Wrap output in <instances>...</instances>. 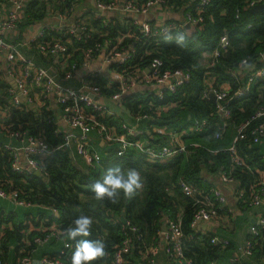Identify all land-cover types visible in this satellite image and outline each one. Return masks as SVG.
<instances>
[{
  "label": "built area",
  "instance_id": "2783aa9c",
  "mask_svg": "<svg viewBox=\"0 0 264 264\" xmlns=\"http://www.w3.org/2000/svg\"><path fill=\"white\" fill-rule=\"evenodd\" d=\"M31 1L0 0L11 5L10 11L0 19V53L8 76L14 79L18 88V91L9 88L8 96L16 108L29 109L27 103H31L35 113L43 109L49 111L46 122L54 127V134H61V140L49 144L41 134L34 136L25 131L7 132L9 137L22 143L20 147L10 143L1 147L10 152L13 172L29 174L39 171L43 177H47L42 160L61 150L67 152L72 161L77 163L81 160L89 169H96L101 165L102 155L98 142L94 143L93 133L99 142L113 148L118 156L134 154L149 163H159L180 155L188 156L195 151L194 148L207 149L190 138L212 127L208 118H195L186 127L171 129L156 126L151 121L155 116L158 117V113L178 106L177 102L162 107L149 106L150 113L145 114H132L126 103L140 98L163 99L166 93H174L190 81L189 70L167 67L158 57H152L146 62L135 60L137 51L133 41L151 40L150 43H153L173 32L182 31L186 25L200 23L211 0H189L183 8L174 5L172 0H70V6L64 1H57L58 7L49 6V12L56 13L59 23L39 27L22 42L47 61L44 65L25 57L18 50V45L7 41L5 37L7 32L18 28L24 21L26 8ZM263 3L264 0H238L234 8L236 25H242V11H249L257 19H247L245 28L251 30L263 26L264 11L251 12L252 8ZM158 12L168 13V18L155 21ZM133 15H141L143 19H132ZM148 15L152 16L146 18ZM91 18L99 20L104 27L112 19H119L129 28L116 37H109L105 32L96 37L97 30L91 25ZM47 30L59 31L60 36L45 39ZM72 37L90 42L82 50L79 60L72 58ZM250 46L253 51L243 57L235 69H229L228 82H216V77L209 71L219 63L221 57L234 50L226 30L219 37L215 48L204 55L208 57L205 63L208 71L201 97L213 102L218 116L213 138L219 140L230 128L233 129L231 143L223 149L229 153L231 167L227 170L221 166L213 181H210L211 184L205 185L207 188H201L184 176L165 187L170 196L179 190L192 199L196 210L190 227L197 233L196 238L200 241L209 238L213 245L221 248L229 246L231 241L227 237L213 235V229H224L227 223L233 221L238 210L248 212L253 208H262L256 222L249 226L244 243L236 249L237 254L232 257L231 264H241L244 259L251 257L264 238V170L248 165L238 150V144L242 141L264 145V40H255ZM79 49L75 48L76 51ZM244 59L248 60L250 68H240V62ZM64 81L77 82V86H68ZM253 91L256 92V100L250 116L240 122L235 121L233 103ZM21 95L27 102L22 101ZM109 103L114 104V107ZM137 107L140 109L141 105ZM117 109L123 113L120 114ZM244 110V107L239 108L240 112ZM126 114L133 123L128 122ZM63 127H67V130ZM150 131L153 136L148 134ZM209 151L217 153L219 150ZM239 167L248 170L254 177L247 186L242 185L234 176L233 169ZM205 176L212 178V175ZM0 198L18 206L32 205L20 198L17 191H7L2 187ZM51 210L57 212L54 208ZM125 224L136 231L130 222L126 221ZM204 224L210 225L209 230L201 229ZM165 225V231H159L161 240L146 251V263L156 264V256L163 248L170 261L190 264V260L184 256V234L180 218L167 217ZM44 226L41 222V234L33 238L36 247L49 243L62 233L55 226ZM160 241H163V245ZM69 245L71 241L65 239L57 256L43 255L38 259V264H67L65 259L70 257ZM130 247L129 239L116 246L112 264H124ZM34 250L26 252L23 249L21 252L26 253L17 259L16 264H32L31 254ZM0 264H4L1 259Z\"/></svg>",
  "mask_w": 264,
  "mask_h": 264
},
{
  "label": "trees",
  "instance_id": "16d2710c",
  "mask_svg": "<svg viewBox=\"0 0 264 264\" xmlns=\"http://www.w3.org/2000/svg\"><path fill=\"white\" fill-rule=\"evenodd\" d=\"M57 1L61 3L64 1L67 6H70V0H56V7H58ZM172 2L179 8H183L189 0H172ZM237 2L238 0H211L200 23L170 34L175 37L178 32L185 33L186 43L184 46L178 45L175 39L166 40V36L153 43H150L151 40L147 42L133 41L137 51L135 60L146 62L152 57H158L167 67L189 70L191 79L176 92L166 93L163 99L140 98L135 102L129 101L126 103L127 109L132 114L134 112L145 114L150 113L149 106L155 108L170 102H177L178 106L173 107L170 111H163L159 117L155 116L151 123L156 126L180 129L188 126L195 118H208L212 127L208 128L205 133L190 138L192 141L200 142L207 149L194 148L195 151L188 156L180 155L159 163H149L134 154L126 157L118 156L112 150L113 148L104 146L99 148L102 161L96 169H89L82 162L75 163L67 152L61 150L42 160L43 171L47 173V177H40L34 173L18 174L13 172L10 166V152L2 149L4 143H0V187L7 191H17L20 198L32 205L56 209L59 216L55 213L48 216L47 221L43 220L46 228L55 224V228L63 232L79 216L91 217L93 221L90 229L91 234L88 237H78L77 239L103 240L105 242L107 255L97 264H112V255L116 246L121 245L127 239L130 240L131 247L129 253L125 255L124 264H147L146 258H144L146 251L159 241V231L162 230V225L165 224L167 217L180 218L184 234V256L190 260V264H231L232 250L235 249L233 243L231 242L226 248H221L213 245L209 238L203 241L198 240L197 233L190 227L193 213L196 210L192 199L184 196L179 190L170 196L165 187L169 183L177 181L180 176H184L188 181L201 188H207L221 166L227 170L231 167L229 153L223 149L231 143L233 129L230 128L219 140L213 138V133L217 129L214 124L218 116L213 102L201 97L205 74L208 71L205 69L202 59L205 54H209L215 48L219 37L226 30L234 50H230L221 57L219 63L209 71L212 76L216 77V82H228L230 80L229 69H235L239 61L253 51L251 43L258 39L264 40V25L251 30L245 28L244 24L247 19H257L249 11H242V25H236L234 8ZM48 11L47 1L33 0L26 8V17L22 22L24 25L40 22L47 16ZM91 25L97 30L96 37H99L101 32H105L109 37H116L129 28L124 21L119 19H112L104 27L99 20L91 18ZM135 31L137 30L135 29ZM59 36V31L47 30L45 32V39L58 38ZM89 44L88 41H78L72 37L70 45L72 58L79 60L82 50ZM76 47L80 49L76 51ZM7 87V83L0 82V88ZM2 95L3 93L0 92V105L4 107L7 100ZM255 100L256 92L253 91L245 98L233 103L235 121L240 122L250 116ZM138 104L141 105L140 109L137 107ZM240 107L245 108L244 112L239 111ZM6 114L7 118L3 119L5 132L25 131L34 136L41 134L49 144H55L61 140V134H54V127L46 122L50 112L45 109L35 113L27 107L21 109L9 106ZM261 148L264 149V145H253L249 141H242L238 144V150L248 165L264 170V151ZM208 149L219 151L213 153ZM117 165L122 169H137L143 180V189L131 199L125 198L121 194L115 204L107 200L97 201L88 186L96 180L102 179L108 168ZM233 173L245 186L254 179L248 170L240 167L234 168ZM205 174L212 175V178L208 179ZM42 217L44 216L39 213L38 216L27 217L25 222L13 220L11 226L0 231V259L4 264L5 257L1 250L8 249L10 245H15V250L18 252L17 258L36 248L33 238L40 235L41 232L33 231L26 234V231L29 229L30 223L33 224ZM122 218L125 219V222H130V226H134L136 231L131 230L123 223ZM37 225L39 226L40 223ZM212 234L218 235L216 232H212ZM71 245L70 257L75 241H71ZM23 249L26 252L22 253ZM57 254L51 256L54 257ZM70 257L65 259L67 264H69ZM253 258L258 262H264V238L254 250ZM173 264L176 263L173 262ZM241 264L250 263L244 259Z\"/></svg>",
  "mask_w": 264,
  "mask_h": 264
},
{
  "label": "crops",
  "instance_id": "0c3cea01",
  "mask_svg": "<svg viewBox=\"0 0 264 264\" xmlns=\"http://www.w3.org/2000/svg\"><path fill=\"white\" fill-rule=\"evenodd\" d=\"M45 1H47L48 6L56 7L55 6L56 0H45ZM10 9H11V5L8 2H0V19L4 15H6L7 12L10 11ZM155 15H156V19H154L155 21H162V20H166L168 18V13H166V12H158ZM57 23H59V20L56 16V13L50 14V12L48 11L47 16L42 21L35 22V23L29 24V25H24L23 22H21L19 24L18 28L14 29L13 31L7 32L5 37H6L7 41L14 43V44H17L18 50L25 57H27L28 59H30L36 63L44 65V64H47V61L44 60L43 58L41 60V56L34 49L27 47V45H23L22 42L29 35H31L32 32H34L39 27H41L45 24L56 25ZM207 59H208L207 56L203 57L202 62L204 65H205ZM0 82H5L8 84L7 88H5V89L0 88V92L3 93L2 96L7 100L6 105L4 107L2 105H0V143H4V144L10 143L13 146L20 147L22 145V143L16 139L9 137L7 132L4 131L5 123H4L3 119L7 118V114H6L7 107H9V106L14 107L13 103H11L10 97L8 96V89L13 88L12 84H14L15 82H14V79L9 77L7 72H6L5 62H4V59H3V56L1 55V53H0ZM76 83L77 82H73V81L72 82L64 81V84H66L68 86L69 85L77 86ZM109 104H110V106H114V104H111V103H109ZM117 106H118V104H117ZM161 113L162 112L158 113V117L160 116ZM125 116H126V119L128 120V122L133 123V120L129 117V115L126 114ZM142 126L145 127V124L143 123ZM63 128L65 130H67V127H63ZM146 130H148V128ZM148 134L153 136L151 131ZM92 138L95 141L94 143L98 142L99 148L104 147V144L101 141L99 142V139L95 133L92 134ZM78 162L83 163V161H81V160H79ZM1 200H3V199H1ZM9 202L14 204L11 201H9ZM21 207H32V208H35L38 210H36L35 214L28 213V214H25L23 216H18L17 213L13 212L12 210L8 211V210L2 208V206L0 205V226H1L0 231H2L4 228H7L8 226H11L13 220L20 219L21 221L25 222L26 218L31 216V215H37L38 216L39 213H41L40 210H42L44 208L48 211V214L41 213L44 217L40 218V220L36 221L33 224L30 223L29 229L26 231V234H29V232H33V231L41 232V230H42V229H40L41 228V222H43V220L47 221L48 216L55 214L52 212V210L50 208L43 207V206L31 205V206H21ZM261 211H262V209L260 207L259 208H253V209L249 210L248 212H242L241 210H238L235 218L233 219L234 221H232V222H234L233 224H232V222H229V223H227V225L225 226L224 229H222V228L213 229V233L216 232L218 235L227 237L233 243V247L235 248L234 250H232L233 256H235V254H237L236 249L244 243L245 238L247 236V232L245 234L244 233L238 234L237 238H234V240L228 236V234L230 235L232 232H236V226H235L236 218L239 216H244V218L254 219V221L251 222V224H253L254 222H256L257 217ZM6 218H8V220H5ZM39 223H40V225L38 226L37 224H39ZM43 224H45V223L43 222ZM51 226H55V224H51ZM201 226H202L201 229L209 230L210 225L204 224ZM247 231H248V229H247ZM52 240H53L52 242L50 241L47 244L40 245V246H37L35 248V250L31 254V256L33 258L32 264H38V259L43 255H47V254L52 255V254L58 253L59 250L61 249L62 245H63L65 238L60 234L58 237L53 238ZM161 244L163 245V241L161 242ZM45 245H50V246L44 247V249L41 250V252H39V247H42ZM1 253H2V255L4 253L5 264H16V261L18 259L17 258L18 252H17V250H15V245H10L8 249L1 250ZM246 259L248 260V262L250 264H264V262L262 263V262H258L257 259L255 260V258H253V255H252V257H249ZM156 264H173V262L168 259L167 254L163 248L160 249V252L156 256Z\"/></svg>",
  "mask_w": 264,
  "mask_h": 264
},
{
  "label": "clouds",
  "instance_id": "9594fccd",
  "mask_svg": "<svg viewBox=\"0 0 264 264\" xmlns=\"http://www.w3.org/2000/svg\"><path fill=\"white\" fill-rule=\"evenodd\" d=\"M165 38L166 40L175 39V42L180 46H184L186 43V35L183 32L176 33L175 37L168 35ZM250 67L251 65L247 59L240 62V68ZM88 187L94 193L97 201L107 200L115 204L121 194L125 198L131 199L138 191L143 189L144 184L137 169H122L117 165L108 168L102 179L96 180ZM56 215L59 216V212H56ZM92 223L91 217L81 215L61 233L66 240L75 241L69 264H97L107 255L106 244L103 240L77 239L78 237H88L91 234ZM69 247H72V245H69Z\"/></svg>",
  "mask_w": 264,
  "mask_h": 264
},
{
  "label": "rangeland",
  "instance_id": "374dc122",
  "mask_svg": "<svg viewBox=\"0 0 264 264\" xmlns=\"http://www.w3.org/2000/svg\"><path fill=\"white\" fill-rule=\"evenodd\" d=\"M117 112H119L120 114L123 113V111L121 109H117ZM261 150L264 151L263 148H261ZM1 199H0V205L2 206V208L6 209L8 211L12 210L13 212L17 213L18 216H23V215L28 214V213L35 214L36 210H38V209H35V208H32V207L17 206V205H14V204L10 203L8 200H5V199L1 200ZM40 212L43 213V214H48V211L46 209H44V208L42 210H40ZM16 221H21V220L17 219ZM253 221H254V219L244 218V216L237 217L236 221H235L236 232H232L230 235L228 234V236L234 240V238H237L238 234H241V233L245 234L247 232V229L249 228L251 222H253ZM233 223L234 222H232V224ZM52 241L53 240H51V242ZM46 246L49 247L50 245H45V246L39 247V252H41V250H43L44 247H46Z\"/></svg>",
  "mask_w": 264,
  "mask_h": 264
},
{
  "label": "water",
  "instance_id": "95a60500",
  "mask_svg": "<svg viewBox=\"0 0 264 264\" xmlns=\"http://www.w3.org/2000/svg\"><path fill=\"white\" fill-rule=\"evenodd\" d=\"M262 11H264V3L261 4V5H257L256 7H254V8L251 9V12L252 13H259V12H262ZM151 16L152 15H148V16H146V18H149ZM131 18L132 19H137V20H142L143 19V17L141 15H133V16H131ZM188 27H190V26L189 25H186V28H188ZM12 86H13V88L15 90L18 91L17 85L15 83L12 84ZM20 98L22 99V101L27 102V99L24 96L21 95ZM27 105H28V108L31 111L34 109L33 108V105L31 103H27ZM189 119H190V117H189ZM34 174L37 175V176L43 177L39 171H35ZM122 222L125 223V219L124 218H122ZM165 229H166V225L163 224L162 225V231H165Z\"/></svg>",
  "mask_w": 264,
  "mask_h": 264
}]
</instances>
